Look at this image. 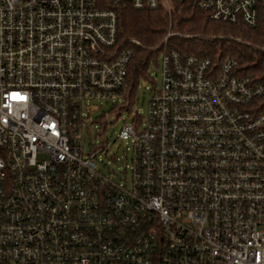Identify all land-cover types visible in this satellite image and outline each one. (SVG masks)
<instances>
[{
	"label": "built area",
	"instance_id": "obj_1",
	"mask_svg": "<svg viewBox=\"0 0 264 264\" xmlns=\"http://www.w3.org/2000/svg\"><path fill=\"white\" fill-rule=\"evenodd\" d=\"M185 1L258 23L259 0ZM134 55L105 0H0V264H264V86L232 58L162 52L146 117L119 133L120 184L85 152L83 109L125 103Z\"/></svg>",
	"mask_w": 264,
	"mask_h": 264
},
{
	"label": "trees",
	"instance_id": "obj_2",
	"mask_svg": "<svg viewBox=\"0 0 264 264\" xmlns=\"http://www.w3.org/2000/svg\"><path fill=\"white\" fill-rule=\"evenodd\" d=\"M105 5L118 13L119 45L135 53L129 68V100L139 79L148 77L151 60L159 52L172 50L184 56L208 57L217 64L232 58L241 75L264 86V0L258 1L255 26L215 21L207 10L185 0H171L170 9H137L128 1L114 6L105 0ZM169 29L176 34L165 41Z\"/></svg>",
	"mask_w": 264,
	"mask_h": 264
},
{
	"label": "rangeland",
	"instance_id": "obj_3",
	"mask_svg": "<svg viewBox=\"0 0 264 264\" xmlns=\"http://www.w3.org/2000/svg\"><path fill=\"white\" fill-rule=\"evenodd\" d=\"M174 31H167L165 41ZM162 52L150 62L148 77H141L137 83L132 101L129 98L124 104L112 100H93L84 108L89 128L84 127L83 138L86 153L95 147H103L95 158L98 169L112 177L115 182L131 185L133 146L130 140H123L119 133L125 122H132L135 114L144 119L148 113L150 99L162 86ZM134 113V114H133ZM134 115V116H133Z\"/></svg>",
	"mask_w": 264,
	"mask_h": 264
}]
</instances>
